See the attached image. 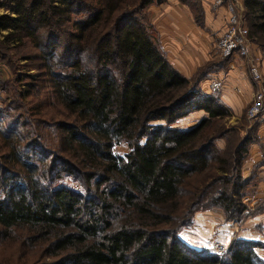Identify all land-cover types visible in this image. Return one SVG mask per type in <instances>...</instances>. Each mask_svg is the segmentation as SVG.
I'll list each match as a JSON object with an SVG mask.
<instances>
[{"label": "trees", "instance_id": "1", "mask_svg": "<svg viewBox=\"0 0 264 264\" xmlns=\"http://www.w3.org/2000/svg\"><path fill=\"white\" fill-rule=\"evenodd\" d=\"M167 0H7L0 16V264H264V244L196 252L179 234L220 209L252 215L242 166L253 141L150 30ZM203 24L197 0H179ZM250 43L264 48V0H243ZM208 115L192 128L177 124ZM225 141V146L219 145Z\"/></svg>", "mask_w": 264, "mask_h": 264}, {"label": "crops", "instance_id": "2", "mask_svg": "<svg viewBox=\"0 0 264 264\" xmlns=\"http://www.w3.org/2000/svg\"><path fill=\"white\" fill-rule=\"evenodd\" d=\"M197 1L203 10L202 25L197 24L194 11L179 0H167L147 9L152 36L158 40L173 68L187 79H191L206 64L223 60L217 56L215 49L227 30L230 18L227 4L216 7L218 0ZM231 2L243 4V0ZM250 53L251 65L236 53L227 59L223 68L210 73L198 88L204 98L216 96L218 102L232 115L231 119L235 121L233 125L244 116L257 90L264 92V48L250 46ZM252 66L261 75L258 84L250 76ZM213 81L223 86L218 94L211 89ZM196 114L201 116L198 122L208 118L205 112L197 111L184 120H191L193 118L190 117ZM196 122L193 120L192 125ZM251 122L254 139L248 148L241 173L243 180L249 182L245 202L252 215L237 227V224L227 221L220 209L196 213L192 226L179 234L181 242L196 252H212L216 243L230 248L236 241L264 244V115Z\"/></svg>", "mask_w": 264, "mask_h": 264}, {"label": "built area", "instance_id": "3", "mask_svg": "<svg viewBox=\"0 0 264 264\" xmlns=\"http://www.w3.org/2000/svg\"><path fill=\"white\" fill-rule=\"evenodd\" d=\"M227 4V11L229 13V22L226 32L218 40L216 44V54L220 59H230L234 54H240L248 65L252 64L250 53L249 31L240 18V10L236 4L231 0H218L216 7ZM250 76L255 84L261 81V75L256 67L252 66L250 69ZM211 89L214 93H220L223 86L218 81H213ZM264 115V92L257 90L254 99L248 109V118L255 121ZM264 154V144L262 148ZM236 225V224H235ZM237 227H240L237 225ZM230 250V247L216 243L213 248L214 254L224 255Z\"/></svg>", "mask_w": 264, "mask_h": 264}, {"label": "rangeland", "instance_id": "4", "mask_svg": "<svg viewBox=\"0 0 264 264\" xmlns=\"http://www.w3.org/2000/svg\"><path fill=\"white\" fill-rule=\"evenodd\" d=\"M6 1L7 0H0V16L10 13V9L8 8V6L6 4ZM236 6L240 10L241 22L247 28V24H245L243 21V14L241 11V5L236 4ZM249 42H250V40H249ZM250 46H259V45L250 43ZM11 77H12V74H11L10 68L4 63H0V81L6 82L7 80H10ZM0 96H1V98H4L6 95L4 93H0ZM1 106H2V103L0 102V107ZM249 107L246 109L244 116L241 117L240 120H238L239 122H237L235 125H233V123L235 121L231 119L232 115H230V113H229L230 116L225 120V128L227 130L237 131V132H239V134L241 136H244L243 134L246 132L253 134L252 128H250V126H251L250 123H252V122L248 118ZM190 118H193V119H191V120L190 119L180 120L177 124V127L180 129H183V130L188 129V128H192L195 125H197L198 119L200 120L201 116L196 114V115H194V117H190ZM188 120H190V122ZM193 120H197V122H196V124L192 125ZM219 145L221 147L225 146V141L224 140L220 141Z\"/></svg>", "mask_w": 264, "mask_h": 264}]
</instances>
